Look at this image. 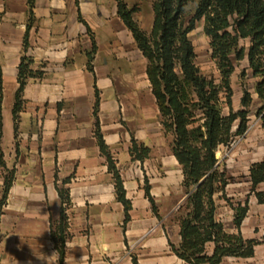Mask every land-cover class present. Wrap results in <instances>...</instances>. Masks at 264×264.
I'll list each match as a JSON object with an SVG mask.
<instances>
[{
  "label": "crops",
  "instance_id": "crops-1",
  "mask_svg": "<svg viewBox=\"0 0 264 264\" xmlns=\"http://www.w3.org/2000/svg\"><path fill=\"white\" fill-rule=\"evenodd\" d=\"M24 53L43 75L26 84L16 120ZM0 76V264H60L52 221L63 206V264H186L171 246L181 241L180 224L170 219L186 197L182 166L162 124L147 58L118 1L0 0ZM97 95L100 130L131 203L127 221L96 135ZM134 140L149 148L148 156L132 154ZM256 149L245 172L247 189L250 167L264 160V143ZM60 189L69 191V204ZM256 191L264 192V181ZM256 191L234 205L248 201L240 229L233 206L222 207L219 199L225 230L258 241L253 255L224 256L220 264H264V202ZM213 248L210 243L208 253Z\"/></svg>",
  "mask_w": 264,
  "mask_h": 264
},
{
  "label": "trees",
  "instance_id": "trees-1",
  "mask_svg": "<svg viewBox=\"0 0 264 264\" xmlns=\"http://www.w3.org/2000/svg\"><path fill=\"white\" fill-rule=\"evenodd\" d=\"M118 1V13L131 30L140 50L147 58V74L152 91L159 106L162 124L172 137V151L182 166L183 186L188 193L187 200L180 207L179 244L171 243L173 251L186 264H220L224 256H250L254 254L256 239H245L241 232L228 233L224 223L217 218V198L226 196L229 180L226 171L220 168L216 151L227 145L234 133V122L238 121L235 134L245 132L248 126L252 91L246 86L245 78H256L254 91L261 101L257 115L264 126V0H153L154 19L148 33L135 20L125 0ZM194 4L189 20L188 8ZM203 19V31L209 37L211 58L219 72L218 80L207 76L196 63V51L190 33L197 21ZM28 33L24 39L27 49ZM247 66L240 71L243 95L242 108L233 106L234 89L232 76L242 61ZM31 56L22 55L18 68L19 86L15 93L14 115L23 102V91L32 78H41L42 70L34 69ZM1 80V76H0ZM225 98V99H224ZM99 95L95 104L96 135L101 152L107 157L109 169L114 174L117 197L125 205L126 218L131 207L126 198L123 179L113 156L106 145L97 117ZM227 105L229 113H224ZM132 154L143 159L149 148L133 141ZM251 190L264 181V160L250 167ZM13 182L12 171L5 175L2 203ZM221 192V195L217 194ZM147 195L153 202L147 189ZM260 202L264 192L256 191ZM62 202L69 204L67 189H60ZM235 209L234 224L240 229L249 205L239 202ZM65 207L59 220L52 221V237L63 264L66 240ZM209 243L214 244L208 253ZM135 264H138L135 261Z\"/></svg>",
  "mask_w": 264,
  "mask_h": 264
},
{
  "label": "rangeland",
  "instance_id": "rangeland-1",
  "mask_svg": "<svg viewBox=\"0 0 264 264\" xmlns=\"http://www.w3.org/2000/svg\"><path fill=\"white\" fill-rule=\"evenodd\" d=\"M125 1L130 8L134 9L133 15L135 20L143 30L149 33L154 19L153 0ZM193 9L194 4H191L188 8L189 15L186 17L187 20L190 19ZM190 38L193 41L196 51V63L204 74L209 77L213 76L218 80L219 72L215 61L211 58L209 37L205 35L203 31V19L197 21L195 29L190 33ZM246 66L247 61H242L241 64L236 67L232 76V85L234 89L233 106L235 110L242 108L241 97L243 95V88L241 85L240 71ZM255 81L256 78L252 77L249 71V75L245 78V83L252 93H254L255 98L250 106L251 112L249 114L247 129L243 134H235L239 121L236 120L232 128V132L234 133L233 137L227 145L221 144L216 151V157L218 158V163H220V168L226 171V176L229 180V183L226 186V196H220V198H217V203H219L220 199L222 202L220 205L228 209L238 202V198H242V201H245L249 195L247 191H251V189H247L246 184H244L247 176L245 175V172H247V166L250 159L255 158L252 153L254 151L257 152L256 147H262V144L264 143L263 120L260 115H257V111L261 106V101L257 98L256 92L254 91ZM224 113H229L227 105H224ZM252 149H254V151ZM249 153L252 155L249 156ZM184 191L186 193L185 188ZM218 195H221V192H219L217 196ZM187 197L188 193H186V197L180 207L185 204ZM180 207L178 209H180ZM179 216L180 210H178L177 214L170 220L175 223L179 222L180 224Z\"/></svg>",
  "mask_w": 264,
  "mask_h": 264
}]
</instances>
